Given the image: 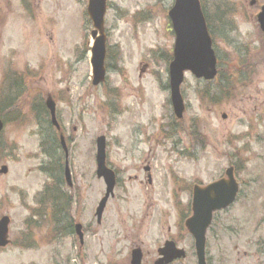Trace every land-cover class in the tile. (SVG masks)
Returning a JSON list of instances; mask_svg holds the SVG:
<instances>
[{"label": "rangeland", "instance_id": "rangeland-1", "mask_svg": "<svg viewBox=\"0 0 264 264\" xmlns=\"http://www.w3.org/2000/svg\"><path fill=\"white\" fill-rule=\"evenodd\" d=\"M88 2L0 0V89L8 73L26 71L30 90L55 99L70 149L69 216L86 229L84 245L76 234L63 241L33 215L48 183L38 170L44 157L37 125L11 121L3 139L9 150L0 151V170H9L0 174V218H11L12 244L0 250V264H130L134 244L141 246L145 264H154L169 237L187 251L178 264H198L184 225L190 191L219 180L230 167L240 193L233 206L214 216L208 264H264V35L256 20L264 0H202L221 76L213 84L186 74L180 120L166 88L168 57L160 55L173 53L168 13L174 0H108L109 69L100 87L92 84ZM217 4L228 16L224 25L213 20ZM141 14L145 19L136 18ZM240 52L248 54L240 75L245 81L231 82V69L244 57ZM100 136L107 138V163L118 175L101 225L96 209L106 186L96 176ZM31 234L36 247L26 241Z\"/></svg>", "mask_w": 264, "mask_h": 264}, {"label": "water", "instance_id": "water-1", "mask_svg": "<svg viewBox=\"0 0 264 264\" xmlns=\"http://www.w3.org/2000/svg\"><path fill=\"white\" fill-rule=\"evenodd\" d=\"M106 11L107 6L105 0H90L88 13L96 29L93 32V37L96 38V44L93 49L92 60L94 85L96 86L104 82L106 76V36L104 29ZM169 15L176 33L174 60L170 65L171 99L176 116L182 118L185 106L181 95V85L184 82L185 72H192L198 79L213 80L217 74L216 57L212 49V40L208 33L199 0H176L175 6ZM258 19L264 32V7ZM99 33L101 36L97 38ZM49 107L54 115V103L50 102ZM1 130L2 123L0 121ZM97 162L98 177L100 179L104 178L107 185V193L97 210L98 221L101 222L107 202L110 196H114V188L116 185L114 172L106 168L105 138L98 140ZM2 173H7V169L4 168ZM233 175V170H229V181L221 180L207 188H195L193 201L194 215L187 221L186 226L195 238L199 264H206V232L212 223L214 212L228 208L235 201L238 188ZM66 177L71 185V173L68 165ZM9 225L10 219L8 217L1 219L0 248L6 247L9 244ZM77 229L81 238H83L82 226L78 225ZM160 254L163 258L157 264H170L176 259L185 257V253L177 250L172 243H168L165 248L161 249ZM141 260L142 256L140 251H135L132 264H141Z\"/></svg>", "mask_w": 264, "mask_h": 264}, {"label": "trees", "instance_id": "trees-1", "mask_svg": "<svg viewBox=\"0 0 264 264\" xmlns=\"http://www.w3.org/2000/svg\"><path fill=\"white\" fill-rule=\"evenodd\" d=\"M217 8H216L215 12L220 17H217V14L215 13L213 20L215 21V19H216L217 23L224 25V23L226 22V18L228 16H227L225 10L220 5H217ZM226 8L229 10L230 9L229 5H227ZM204 11H205V14L207 15L206 10H204ZM207 18H208L207 20L209 22L208 23L209 27H210V29H212L211 20L208 17V15H207ZM247 55L248 54L245 53L244 57L240 58L242 61H240L239 65L234 66L233 69L235 71H237V69H239V72L231 73L229 75L231 82H234L235 79H236V81H239V80L245 81V79L242 77L243 75L240 76L241 75L240 70L243 71L245 68H247V66H244L247 62V59L245 58V56L247 57ZM170 60H171V58H169V61ZM220 74H221V65H220ZM245 74L248 75L247 73H245ZM225 81L228 82V84H229L228 87L232 84L229 81V79H227V77L225 78ZM221 94H224V93H221ZM41 171L48 174V176L52 179V182L46 186L44 192L40 196L39 203L42 207V211L40 213H37L36 215H37V217H43L46 215L47 221H50V223H51L50 226L48 224L49 231H50V229H54V231H57L59 234V228L61 225V220L63 219V218H61L62 214H63L62 212L65 211L66 214L69 216V213H70L69 209H71V201H70V198L68 197V195L61 188V186L63 184V179H62L61 174L57 171V169L42 167ZM62 200L65 201V204H66L65 209L62 205H60V202ZM35 212H37V211H35ZM71 229H72V224L67 219L66 220V231H67V233H69V230H71Z\"/></svg>", "mask_w": 264, "mask_h": 264}, {"label": "flooded vegetation", "instance_id": "flooded-vegetation-1", "mask_svg": "<svg viewBox=\"0 0 264 264\" xmlns=\"http://www.w3.org/2000/svg\"><path fill=\"white\" fill-rule=\"evenodd\" d=\"M17 88V86H10V88H9V90L6 92V94H8V96H10V100L8 101V100H6L5 99V104L2 106V107H7V106H9L10 104H12V102H13V105H14V107H13V109H14V111L16 112H13L12 110H10V112L12 113L9 117H10V119H7L6 118V116L2 113V110H3V108L2 107H0V113H1V118L3 119V121L4 122H8V121H14V120H16V119H23V118H36L37 116H30V115H24V114H22L20 111V108L23 110V111H25V106L27 107V109L26 110H28V108H29V101L26 103V100H24V98H25V96H26V93H25V85H23L22 86V88H21V92L18 90V89H16ZM3 89V88H2ZM27 89V88H26ZM1 99H2V97H1ZM2 102H3V99L1 100ZM24 102L25 103V106L22 108V106H21V102ZM39 102L40 101V99L39 98H37V99H33V102H32V104H31V110L34 112V102ZM1 102V103H2ZM3 116H4V118H3ZM51 118V116H49L48 117V119H50ZM62 126V125H61ZM53 129H55V128H53ZM58 133V132H57ZM63 133V132H62ZM63 214H62V221H61V226H60V231H61V238H63L62 240L64 241L65 240V238H67V237H73V236H75V234L77 235V224L78 223H76L74 220H71V224H72V229L70 230V235H67L66 234V217H65V215H66V213L65 212H62ZM83 233H84V240H85V232H86V229L83 227ZM78 236V235H77ZM84 240H82V239H80L79 238V242H80V244L81 245H84L85 244V241ZM173 240L177 243V245L179 246V242L180 241H178V240H176L175 238H172V237H169L165 242H164V244L163 245H165V243H167V242H173ZM135 245V244H134ZM132 246V249H131V251H132V254H133V252L136 250V249H139V250H141L142 251V263L143 264H145V259H144V253H143V250H142V248H141V246L139 245H136V246ZM161 248V247H160ZM160 248L158 249V251L160 250ZM160 259V255H159V253H158V258H157V261ZM156 263V262H155ZM154 263V264H155ZM179 263V260H175V261H173L171 264H178Z\"/></svg>", "mask_w": 264, "mask_h": 264}]
</instances>
